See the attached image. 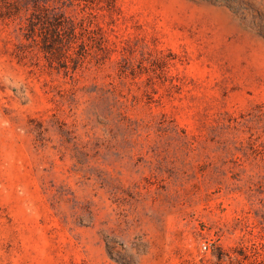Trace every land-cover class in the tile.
<instances>
[{"label": "rangeland", "instance_id": "obj_1", "mask_svg": "<svg viewBox=\"0 0 264 264\" xmlns=\"http://www.w3.org/2000/svg\"><path fill=\"white\" fill-rule=\"evenodd\" d=\"M0 264H264V0H0Z\"/></svg>", "mask_w": 264, "mask_h": 264}, {"label": "built area", "instance_id": "obj_2", "mask_svg": "<svg viewBox=\"0 0 264 264\" xmlns=\"http://www.w3.org/2000/svg\"><path fill=\"white\" fill-rule=\"evenodd\" d=\"M202 248H203V249H206V245H205V244H202Z\"/></svg>", "mask_w": 264, "mask_h": 264}]
</instances>
